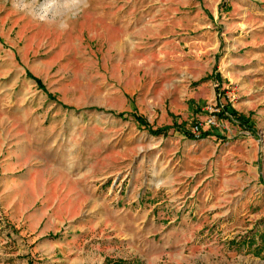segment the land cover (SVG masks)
Returning <instances> with one entry per match:
<instances>
[{
    "label": "rangeland",
    "instance_id": "obj_1",
    "mask_svg": "<svg viewBox=\"0 0 264 264\" xmlns=\"http://www.w3.org/2000/svg\"><path fill=\"white\" fill-rule=\"evenodd\" d=\"M0 264H264V0H0Z\"/></svg>",
    "mask_w": 264,
    "mask_h": 264
},
{
    "label": "trees",
    "instance_id": "obj_2",
    "mask_svg": "<svg viewBox=\"0 0 264 264\" xmlns=\"http://www.w3.org/2000/svg\"><path fill=\"white\" fill-rule=\"evenodd\" d=\"M36 83H38V81L35 79ZM216 106L218 107V104H216ZM220 108L218 107V112L216 113L217 115H223L220 111ZM232 114H234V118L236 119V121L238 122V124L242 125L243 123L246 122V118L244 116H241L239 114H235L234 111H231ZM130 119L132 121H134L138 126H142L144 129H146L148 132L152 133V134H159V133H164V130H166L168 128V126H163V127H159V128H151L146 120L141 117L140 115L136 114V113H130L128 114ZM116 116L121 117L122 113H116ZM188 136L190 137H203L209 134H215V132H213V130H203V131H199L197 133V135L194 134H190V133H186Z\"/></svg>",
    "mask_w": 264,
    "mask_h": 264
},
{
    "label": "built area",
    "instance_id": "obj_3",
    "mask_svg": "<svg viewBox=\"0 0 264 264\" xmlns=\"http://www.w3.org/2000/svg\"><path fill=\"white\" fill-rule=\"evenodd\" d=\"M218 112V107L215 105L213 109L210 110V114H208L204 120V123L207 125H213L215 123L214 115ZM201 125L200 122H196L194 124V128H198Z\"/></svg>",
    "mask_w": 264,
    "mask_h": 264
},
{
    "label": "crops",
    "instance_id": "obj_4",
    "mask_svg": "<svg viewBox=\"0 0 264 264\" xmlns=\"http://www.w3.org/2000/svg\"><path fill=\"white\" fill-rule=\"evenodd\" d=\"M57 247V246H56ZM57 248H59V247H57Z\"/></svg>",
    "mask_w": 264,
    "mask_h": 264
}]
</instances>
